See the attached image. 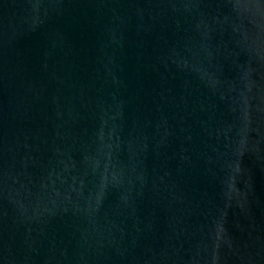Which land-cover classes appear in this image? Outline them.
<instances>
[{
    "label": "water",
    "instance_id": "water-1",
    "mask_svg": "<svg viewBox=\"0 0 264 264\" xmlns=\"http://www.w3.org/2000/svg\"><path fill=\"white\" fill-rule=\"evenodd\" d=\"M0 264H264V0H0Z\"/></svg>",
    "mask_w": 264,
    "mask_h": 264
}]
</instances>
